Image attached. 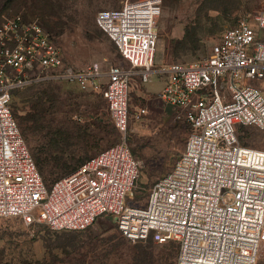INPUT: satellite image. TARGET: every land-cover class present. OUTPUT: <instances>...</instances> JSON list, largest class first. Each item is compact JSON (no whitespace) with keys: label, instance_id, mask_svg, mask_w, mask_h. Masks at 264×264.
Instances as JSON below:
<instances>
[{"label":"built area","instance_id":"obj_1","mask_svg":"<svg viewBox=\"0 0 264 264\" xmlns=\"http://www.w3.org/2000/svg\"><path fill=\"white\" fill-rule=\"evenodd\" d=\"M162 0L126 1L101 11L96 26L128 67L64 66L36 22L0 23V219L82 231L114 220L131 243H176V264H257L264 247V151L239 144L236 127L264 131V13L223 31L203 60L155 68ZM165 83L158 99L183 109L189 126L172 168L149 189L144 207H125L139 179L126 145L133 77ZM263 83L259 88L243 81ZM41 81H68L101 94L122 142L90 158L47 190L11 111V92ZM132 115V116H131Z\"/></svg>","mask_w":264,"mask_h":264},{"label":"rangeland","instance_id":"obj_2","mask_svg":"<svg viewBox=\"0 0 264 264\" xmlns=\"http://www.w3.org/2000/svg\"><path fill=\"white\" fill-rule=\"evenodd\" d=\"M126 1L136 0H0V22L16 15L40 22L39 18L48 20L56 14L63 27L51 36L69 65L77 69L91 64L102 69L128 67L113 42L95 24L99 12L117 10ZM259 13H264V0H163L157 20L155 68L205 59L225 29ZM243 85L259 88L263 83L247 79ZM161 87L156 76L148 83L138 78L130 83L131 114L138 109H145L146 113L137 121L130 118L126 133L125 142L139 164L140 175L132 195L127 194L124 199L125 207L145 206L150 187L172 168L189 134L185 111L158 99ZM44 91L59 100L47 124L51 136L68 138L61 149L63 164L75 168L122 142L103 98L96 93H80L72 85L37 84L18 91L13 100L16 114L24 116L32 99ZM237 136L240 145L264 151V131L245 127ZM31 141L25 137L33 157L45 141L37 136ZM54 153L43 149L40 157L45 159ZM60 169L51 162L43 164L47 190ZM86 233L90 234L53 232L44 225L26 226L17 219H0V264H150L160 259L165 264H176L175 244L152 240L129 243L110 217L97 219ZM257 264H264V247Z\"/></svg>","mask_w":264,"mask_h":264},{"label":"trees","instance_id":"obj_3","mask_svg":"<svg viewBox=\"0 0 264 264\" xmlns=\"http://www.w3.org/2000/svg\"><path fill=\"white\" fill-rule=\"evenodd\" d=\"M162 3H163V0H162ZM19 16H21L22 19L26 22H36L39 26H41L42 29L45 31V33L48 35L50 41L60 50V52L62 54L64 66H68V67L77 69V68L69 65L65 61V57L62 53V50L55 44L54 39L51 36L52 33L59 32L62 29L63 23H62L61 17L54 14V15H51L48 20L39 18L40 22H38L35 20H28L25 16H22V15H19ZM5 19L6 18H4L1 22H3ZM37 84L38 85L39 84H68V85H72V86L76 87L80 93H83V94H93L94 93L95 94V92L81 91L77 87L76 84L68 82V81H41V82L30 84L26 87H30V86L37 85ZM26 87H23V88L17 89V90H13L11 92V103H10L11 111H12L13 118L16 121V124L18 125L20 133L24 139V142H25V137L27 138V140L29 142V141H31L32 137H36V136L40 137L42 140L45 141V145L43 147H40V149L37 150V152H33L34 158L33 157L32 158L35 162V165H36L37 170L41 176L42 181L44 182L45 185H47L45 178L43 176V164H47L48 162H51L52 166L54 168H58V167L61 168L60 169L61 172L57 173L55 176L56 178L51 182V183H53L56 180H58L59 178L66 176V175L70 174L71 172H73L74 170H76L79 166H81L83 163H85L90 158L83 161L81 164H79L75 168H71V167L62 163V156H61L62 150L61 149L64 148L65 142L68 141V138H67V136L65 137L64 135H60V134H52V136H51L50 133H48V132H50V129L48 128V124H47L48 117L53 114L52 110H54L56 108L57 103L59 102L58 97H56L55 94L47 93L45 91L38 93V95L32 99V104L29 108V111L24 116H19L16 114V109L13 107L14 96L18 91H20ZM96 94H99V93H96ZM99 95L101 96V94H99ZM242 128H245V127H242V126L236 127V131H235L236 136L238 135V131L241 130ZM25 144H26V142H25ZM43 149H48V150H51V151L56 152V153H54L53 155H48L49 156L48 158L46 157L45 159H42L40 157V155L43 153ZM47 160H48V162H47ZM72 160H73V163H76V161H77L76 158H73ZM17 220H19V219H17ZM19 221L22 222L21 220H19ZM34 225H37V224H31V225H26V226H34ZM87 231H88V228L85 230H82V231H53V232L83 233V235L90 234V233H86ZM148 240H150V239H148ZM128 242L131 243L130 241H128ZM138 243H140V242H138ZM171 243H173V242H171ZM171 243H167V244H171ZM173 244H175L177 246V253H178V245L176 243H173ZM150 264H165V260L160 259V262L152 260L150 262Z\"/></svg>","mask_w":264,"mask_h":264},{"label":"crops","instance_id":"obj_4","mask_svg":"<svg viewBox=\"0 0 264 264\" xmlns=\"http://www.w3.org/2000/svg\"><path fill=\"white\" fill-rule=\"evenodd\" d=\"M154 76H156L160 81H161V83H162V87H161V89L163 88V86H164V83H165V78L163 77V76H159V75H153L152 77H154ZM135 78H137V77H133V79L132 80H134ZM131 80V81H132ZM161 89H160V91H161ZM159 91V90H158ZM96 156V155H95ZM94 157V156H93Z\"/></svg>","mask_w":264,"mask_h":264}]
</instances>
